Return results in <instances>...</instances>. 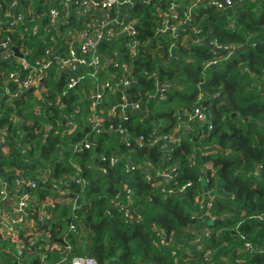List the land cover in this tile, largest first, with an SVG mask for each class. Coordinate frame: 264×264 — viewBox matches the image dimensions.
<instances>
[{
	"label": "trees",
	"instance_id": "1",
	"mask_svg": "<svg viewBox=\"0 0 264 264\" xmlns=\"http://www.w3.org/2000/svg\"><path fill=\"white\" fill-rule=\"evenodd\" d=\"M15 1L19 2L17 10L25 12L28 19L30 14L43 18L38 35L33 33L34 24L13 27L9 20L0 26V40L9 36L15 46L34 54L52 50L66 55L70 43L90 23L83 15L69 16L61 20L59 28H51L47 19L51 0H0V13L15 11ZM172 1L135 0L124 10L100 7L112 17L137 21L138 28L135 36L120 39L115 46L103 45L102 51L112 52L132 40L143 45L151 42L156 24L162 20L157 16L158 4L166 9ZM231 1L235 6L230 11L198 6L192 20L198 34L184 26L178 38L160 35L134 62L138 80L129 94L139 103L140 111H129L128 121H114L123 123L130 136L145 141L154 135H175L177 141L167 143L163 150L135 144L129 149L120 137L106 133L89 134L93 147L74 152L69 142L73 137L62 132L74 121L80 126L74 140L88 134L86 118L91 103L86 96L98 84L90 77L94 70H82L86 80L66 96L64 86L71 76L64 73L59 83L57 73L49 70L46 92L40 95L32 89L13 100L16 85L9 75L19 68L18 59L1 62L3 55L11 52L0 49V128L7 129V144L0 147L1 177L10 183L11 191L21 193L23 189L15 186L18 177L49 175L46 183L38 181L36 189L25 190L37 199L34 220H44L43 216L37 219L39 203L48 205L47 220L33 234L26 232V223L13 230L0 226V264H31L33 260L56 264L66 248L52 241L51 233L65 238L68 260L86 256L98 264H264V0ZM65 4L66 0H55L61 17L69 11ZM212 42L221 49L211 47ZM246 44V49L237 51ZM224 47H235L237 52L231 56L234 51L227 53ZM214 60L218 63L208 66ZM110 71L124 74L115 67ZM142 72L156 73L162 84L170 86L160 99H150L156 87L154 81L140 75ZM107 75V71L99 74L101 83ZM106 98V111L119 101V95L107 93ZM61 102L66 110L55 106ZM147 106L149 113L144 115ZM195 109L208 116L207 124L189 119ZM46 125L52 126L54 133H46ZM179 127L184 129L176 133ZM113 150L125 153L137 164L135 170L127 173L126 161L111 168L108 159ZM98 155L106 161L96 162ZM98 166L108 173L98 171ZM171 167L176 169L166 190L174 193L165 195L154 187L155 180L146 178ZM78 168L87 185L75 180ZM126 181L135 197L130 210L140 213L141 221L126 218L117 208L125 199L118 196ZM183 187L182 195L179 190ZM205 193L212 194L209 216L200 209L199 201L195 202ZM33 242L36 247L31 246ZM244 242L254 250L245 251ZM13 243L22 255L18 251L17 256L11 255L16 247Z\"/></svg>",
	"mask_w": 264,
	"mask_h": 264
},
{
	"label": "built area",
	"instance_id": "2",
	"mask_svg": "<svg viewBox=\"0 0 264 264\" xmlns=\"http://www.w3.org/2000/svg\"><path fill=\"white\" fill-rule=\"evenodd\" d=\"M135 0H66L68 4L69 11H65V15L61 17L60 10L55 7V0H51V7L47 15L48 23L51 28L57 27L61 24L62 19H67L69 16H79L90 18L89 26L82 30L80 35L75 39L74 35L71 36L72 40L68 48L66 55L55 54L52 50H47L41 55L34 54V52L19 48L21 57H16L13 51V41L11 37L7 39L0 40V49L10 50L11 53H6L1 58V62L10 61L12 59H18L19 68L9 75V79L12 83L16 85V89L12 92V98L16 99L24 95L25 92L35 89L41 95L46 92L44 83L45 79L48 77V71H55L60 78L59 83L62 81V75L67 73L71 76L66 86H64V95L66 96L68 91L78 89L82 86V81L86 80V74H83L82 70H94V74L90 77L94 82L92 88L89 90L88 96H86V101L91 103L90 112L87 115V125L89 127L88 134L80 140H74V137L79 133L80 126L74 121L69 122L64 131L63 135L70 139V147H72L74 152L83 153L91 149L90 140L88 139L89 134L92 136H97L100 134L111 133L120 137L122 143L125 147L131 148L132 144H135L138 148H152L161 147L165 149L167 143L177 141L175 135H154L149 141H145L143 137H132L128 133V129L124 128L123 123L116 125L115 122L128 121V112H138L140 111V105L138 102L133 101L130 98L129 91L132 87L137 85L138 75L135 73L134 62L141 57L142 52L146 47L150 46L149 43L143 45L138 40H132L126 43L123 47H118L112 52L102 51V46L106 44H111L115 46L120 39L127 37H133L137 34V21H127L125 17H112L111 14L107 12H102L99 10L102 7L104 10H111L113 7H120L124 10L125 6H130ZM146 1V0H144ZM189 2V4H188ZM242 2V0H238ZM65 4V5H66ZM79 7H73V6ZM198 6L212 7L216 11L232 9L235 4L231 0H174L168 3L166 9H160V5L157 7V16L159 21L156 25V32L154 36V41L163 34H169L172 39L178 38L179 30L184 26H189L190 30L194 34H198L199 31L192 26L193 14ZM15 11L5 12V15L0 13V26L3 25V21L11 20L10 24L13 27L18 26L20 23L34 24L33 33L38 35L43 18L36 15L30 14V18H27L25 12H19L17 8L19 7V2L15 1L12 4ZM71 13V14H70ZM7 19V20H6ZM211 47L216 49H221L216 42L210 43ZM235 47H224L227 53L234 51ZM126 52H125V51ZM59 55V57H58ZM46 57V60H45ZM218 63L214 60L209 65H215ZM111 67L121 69L123 75L119 73H113L110 71ZM108 72V79L100 82L99 74L101 72ZM140 75L147 81H154L156 87V93L150 99H156L162 97V92L164 89L169 88L167 84H162L160 78H158L156 73L142 72ZM100 83V84H99ZM107 93L112 95H119V101L113 103L112 106L106 111L103 108V104L107 101ZM43 97V95H42ZM41 97V100H43ZM109 100V99H108ZM52 106V104H49ZM61 110H66L67 106L63 102L61 104L55 105ZM38 115L40 114L39 108H37ZM190 120L198 121L200 124H207L208 116L203 113L200 109H195L192 113L188 114ZM67 118V114H63ZM108 119V122L106 121ZM119 120V121H114ZM19 120L17 119L16 122ZM59 124V123H58ZM210 128V127H209ZM83 131V129H81ZM46 133H54L52 126H45ZM58 131L55 130V134ZM7 129L0 128V147L7 144L6 142ZM111 158H109L108 165L112 168L120 163V161H126V172H132L137 167L126 158L125 153H117L115 150ZM22 153L26 154V149H22ZM106 158V157H105ZM98 155L97 161L105 162L106 159ZM175 167H172L167 172L160 173H150L146 178L148 182L154 181V187L161 193L165 195L173 194L172 189L166 190V182L169 181L172 175L175 173ZM76 175L75 180L77 183L83 182L86 184L85 180L81 178V169ZM98 171L107 174L108 169L105 167L98 166ZM154 174V175H153ZM1 177V176H0ZM49 175H43L41 177H18L16 179V187L23 189L21 193L13 192L10 190V183L5 180L7 187L0 182V226L7 227L13 230L15 227H20L22 225L27 226V233L33 234L35 231V221L34 212L36 210L37 199L33 197L30 193L25 190L28 188L36 189L39 182L46 183ZM82 179V180H81ZM1 180V179H0ZM4 181V180H3ZM125 188L122 195L118 196L120 199L123 196L125 199L116 204L122 212L125 213V217L128 219H133L136 221H141V214L137 211L131 212V205L135 201V197L132 189L129 187L128 182L125 183ZM87 185V184H86ZM191 184L188 183V186ZM54 189H58V185H54ZM186 189L183 187L179 190V193L185 192ZM199 206L204 214L209 216L208 210L212 206L210 193H205L203 199L199 200ZM208 234V231L205 230ZM198 240L195 239L194 242ZM35 245V242L31 246ZM243 249L245 251H253L254 248L251 244L244 242ZM19 255H22V250L18 248ZM209 257V252L205 254V258ZM58 264H98L97 261L91 257L86 256H76L72 260L64 259Z\"/></svg>",
	"mask_w": 264,
	"mask_h": 264
},
{
	"label": "water",
	"instance_id": "3",
	"mask_svg": "<svg viewBox=\"0 0 264 264\" xmlns=\"http://www.w3.org/2000/svg\"><path fill=\"white\" fill-rule=\"evenodd\" d=\"M228 11H230V9H228ZM153 42H154V39L149 43V45H151ZM203 42H205L204 39H203ZM247 46H248V44H246L243 47L239 48L237 51H242V50L246 49ZM13 50L15 52V56L21 57V54L19 53L18 47H14ZM237 51H234L233 53H231V56H234ZM204 105H205V102L202 104V108H204ZM182 118H183V120H185V117L184 116ZM210 196H212V194H210ZM51 240L54 241V242H56V243H59V244L63 245L66 248V251L62 254V259L56 263V264H58V263L62 262L64 259L67 258V255L69 254V245L67 244V242H66V240H65L64 237L57 238L54 233H51ZM199 245H200V243L197 244V246H199ZM31 264H41V263L38 262L37 260H34Z\"/></svg>",
	"mask_w": 264,
	"mask_h": 264
},
{
	"label": "rangeland",
	"instance_id": "4",
	"mask_svg": "<svg viewBox=\"0 0 264 264\" xmlns=\"http://www.w3.org/2000/svg\"><path fill=\"white\" fill-rule=\"evenodd\" d=\"M15 47H17V46H15ZM14 48V47H13ZM19 49V48H18ZM14 51V50H13ZM15 53V52H14ZM20 53V52H19ZM17 57V56H16ZM172 168V167H171ZM171 168H169V169H171ZM169 169H167V170H164V171H161L160 173H163V172H167ZM0 176H1V174H0ZM0 182L1 183H3L4 185H5V187H7V183H5V181H3L4 179L2 178V177H0ZM55 190H58V189H55ZM183 195V194H182ZM36 198V197H35ZM198 199H195V202L197 201ZM37 202V201H36ZM48 205L45 203L44 205H42L41 206V204L39 203V206H38V209H39V216L37 217V219L39 220L42 216L44 217V220H43V222L46 220V217H45V211H46V207H47ZM37 208V207H36ZM38 223H42V222H38ZM39 226L40 225H37L36 224V229H37V231H38V229H39ZM204 229H206V228H204ZM34 233H36V231L34 232ZM159 235H160V233H158ZM16 243V242H15ZM15 243H13V244H15ZM37 243V242H36ZM15 246H16V244H15ZM32 247H36V245H33ZM17 251H18V246H16L15 247V251H11L10 253H11V255H13V256H15L16 254H17ZM75 258V257H74ZM73 259V258H72ZM72 259H70V260H72Z\"/></svg>",
	"mask_w": 264,
	"mask_h": 264
},
{
	"label": "crops",
	"instance_id": "5",
	"mask_svg": "<svg viewBox=\"0 0 264 264\" xmlns=\"http://www.w3.org/2000/svg\"><path fill=\"white\" fill-rule=\"evenodd\" d=\"M147 48H148V46L146 47V49H147ZM147 107H148V106H147ZM148 110H149V108H147V110L144 112V115H146V114L149 113ZM181 129H184V128H183V127H179V128L176 130V133H179V131H180ZM205 168L208 169V168H209V164H206ZM159 172H160V171H159ZM203 172H204V170H203ZM156 173H157V171H156ZM154 174H155V173H154ZM211 197H212V196H211ZM46 220H47V219H46ZM46 220H45V221H46ZM34 221H35V227H34V228H35V231H36V233H37L38 231H37V229H36V224H37V225H40V224L43 223V221H36V220H34ZM45 221H44V222H45ZM38 222H42V223H38ZM38 230H39V229H38ZM35 231H34V232H35ZM42 236H43V234L40 233L39 237H42ZM16 256H17V255H16ZM26 260L28 261L29 259H26ZM32 260H33V259H32ZM33 261H34V260H33ZM27 264H30V263H27Z\"/></svg>",
	"mask_w": 264,
	"mask_h": 264
}]
</instances>
